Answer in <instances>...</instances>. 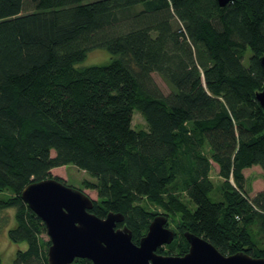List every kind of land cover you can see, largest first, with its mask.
Masks as SVG:
<instances>
[{
  "label": "trees",
  "instance_id": "1",
  "mask_svg": "<svg viewBox=\"0 0 264 264\" xmlns=\"http://www.w3.org/2000/svg\"><path fill=\"white\" fill-rule=\"evenodd\" d=\"M95 48L111 62L79 66ZM262 54L264 0H0V190L14 194L0 208H17L10 236L27 248L16 264H48L46 225L21 193L66 164L96 180L84 181L97 192L91 211L123 213L136 243L157 215L147 199L180 215V254L190 230L223 254L264 257L253 230L264 235V189L250 198L244 175L264 170ZM136 110L147 128H134ZM175 184L194 208L168 192Z\"/></svg>",
  "mask_w": 264,
  "mask_h": 264
},
{
  "label": "water",
  "instance_id": "2",
  "mask_svg": "<svg viewBox=\"0 0 264 264\" xmlns=\"http://www.w3.org/2000/svg\"><path fill=\"white\" fill-rule=\"evenodd\" d=\"M230 0H218L225 6ZM264 69V54L259 57ZM264 106V89L257 93ZM24 202L46 225L50 236L48 264H71L76 258L94 264H264L244 250L226 255L205 237L184 231L189 243L184 254H165L159 247L170 244L175 231L167 226L168 216H154L138 243L121 212L110 211L100 217L91 211L94 199L83 190L68 185L57 176L29 183L22 191Z\"/></svg>",
  "mask_w": 264,
  "mask_h": 264
},
{
  "label": "rangeland",
  "instance_id": "3",
  "mask_svg": "<svg viewBox=\"0 0 264 264\" xmlns=\"http://www.w3.org/2000/svg\"><path fill=\"white\" fill-rule=\"evenodd\" d=\"M251 53V50L248 48L244 57L245 63L247 64L249 63V57ZM112 58V54L107 49L95 48L89 51L86 55V58L78 65H106L111 62ZM152 76L155 83L164 94L167 95L168 93H170L169 85L158 73H153ZM133 126L138 130L147 128V123L143 118L141 112L138 110H136L133 115ZM206 153L208 152L206 151ZM244 175L246 192L248 193L249 197L253 199L259 191L264 189V170L260 165H253L252 167L244 170ZM52 176H57L64 180L68 185L75 186L83 190L93 199L97 198V192L94 189L88 188L84 185V181L86 180L92 182H95L96 180L86 170L81 169L74 164H66L53 168ZM209 177L214 185L212 197L219 200L222 198V190L224 187L225 179L219 174V167L215 162H212V168ZM230 181L233 185H235L234 179H230ZM168 192L179 196L180 199L188 204L191 208L195 207V205L189 199L187 193L182 190L180 185L175 184L173 186H170L168 188ZM13 196L14 194L7 189L0 190L1 198L9 199ZM141 205H143L146 210L153 214H166L168 216L167 226L173 229L177 234L175 235L172 243L162 246V252L165 254L182 253V250L179 246L180 236L178 230L180 215L169 213L163 207L153 204L147 199H144L141 202ZM16 212V207L0 208V255L2 258V264H16L18 251L20 249L23 250L27 248L26 242L15 241L10 236V230L12 228H15L16 226ZM253 230L257 234L260 245L264 246V235L259 230V226L257 224L253 226ZM39 238L43 241V249H45L47 252L51 243L49 234L47 233V231H44L39 235ZM74 261L72 262L73 264L75 263ZM37 263L40 262L37 261Z\"/></svg>",
  "mask_w": 264,
  "mask_h": 264
},
{
  "label": "flooded vegetation",
  "instance_id": "4",
  "mask_svg": "<svg viewBox=\"0 0 264 264\" xmlns=\"http://www.w3.org/2000/svg\"><path fill=\"white\" fill-rule=\"evenodd\" d=\"M188 251V250H187Z\"/></svg>",
  "mask_w": 264,
  "mask_h": 264
}]
</instances>
